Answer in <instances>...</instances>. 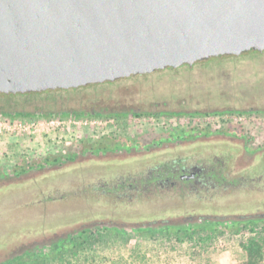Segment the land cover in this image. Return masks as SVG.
I'll use <instances>...</instances> for the list:
<instances>
[{
  "label": "rangeland",
  "instance_id": "obj_1",
  "mask_svg": "<svg viewBox=\"0 0 264 264\" xmlns=\"http://www.w3.org/2000/svg\"><path fill=\"white\" fill-rule=\"evenodd\" d=\"M100 98L133 99L146 103L153 100L185 102L188 107L211 111L228 105L226 101L238 107H242L241 103L252 101L262 103L264 53L205 59L193 66L184 65L173 70L133 75L115 82L56 92L0 94V104L34 111L83 105ZM248 120L249 123H246ZM242 121V130L253 137L255 144L264 142V114L139 117L89 115L79 118L2 115L0 172H14L20 170L21 165H36L44 158L56 157L66 148L84 142L106 143L172 128L184 130L194 127L198 131H223L225 127H233ZM223 145L220 141L210 143V147L215 148L210 155L225 157L223 152L229 150V147ZM179 150L184 154L187 148ZM79 160L0 187V253L96 218L123 220L150 218L157 214L165 217L166 214L196 207L193 201L179 194L149 198L144 195L125 196L124 190L112 189L123 173H118L119 167L114 166L123 165L122 162ZM255 164L258 165L255 172H263L264 158L257 159ZM236 172V164H233L231 173ZM240 197L234 190L231 196H219L208 207L211 210H235L251 208L261 202L256 195H252L254 201L243 205L237 202ZM220 227L212 232L194 233L189 238L168 231L118 233L101 228L93 230V234L82 236L80 240L84 241V247L68 250L67 253L70 258L88 260L94 257L95 250L102 247L99 254H110L114 259H121L124 264H240L245 259L240 247L241 240L252 236L264 240V222ZM35 264L45 263L39 259ZM46 264L59 263L49 261Z\"/></svg>",
  "mask_w": 264,
  "mask_h": 264
},
{
  "label": "water",
  "instance_id": "obj_2",
  "mask_svg": "<svg viewBox=\"0 0 264 264\" xmlns=\"http://www.w3.org/2000/svg\"><path fill=\"white\" fill-rule=\"evenodd\" d=\"M250 49H264V0H0V93L77 88ZM49 169L0 172V187ZM248 222H264V211L96 218L16 245L0 253V264L101 228L174 232Z\"/></svg>",
  "mask_w": 264,
  "mask_h": 264
},
{
  "label": "flooded vegetation",
  "instance_id": "obj_3",
  "mask_svg": "<svg viewBox=\"0 0 264 264\" xmlns=\"http://www.w3.org/2000/svg\"><path fill=\"white\" fill-rule=\"evenodd\" d=\"M264 49H250L240 54H224L222 56H210L195 61L193 64H182L178 67H164L162 69L152 70L147 73H137L133 75H147L153 72L163 71L165 69H176L184 65L193 66L198 61L211 58L223 57H240L256 54H263ZM130 75V76H133ZM130 76L122 77L127 78ZM93 83L88 85L102 84L106 82ZM79 86L77 88H80ZM73 89V88H72ZM33 92V91H32ZM35 92V91H34ZM28 92L20 93L26 94ZM0 94H19V93H0ZM228 105H222L221 108H215L213 111L209 109L201 110L196 107H188L185 102L174 101H148L137 102L133 99H103L91 100L83 105L65 106L61 109H35L33 110H19L13 105L5 106L0 104V116H52L56 115H71L79 117L87 116H178V115H213V114H231L241 116H252L264 114V102H247L241 103L242 107L235 104L229 105L231 102L226 101ZM238 123L233 127H228L223 130H209L203 129L201 131L197 128L190 129H169V130H155L150 133H143L137 136H132L130 139H114L111 141L99 142L90 141L81 144H75L66 148L56 157L44 158L35 166H49L50 171L52 167L58 168L65 165H71L78 161L85 160H107L115 163L120 161L123 165L114 166L119 167L118 173L120 177L114 184L116 190H124L123 195L132 196L144 195L146 197H154L161 195H177L185 196L196 204L193 209H187L174 214H166L165 217H175L191 214H225V213H247L254 211H264V167L263 172H255L257 164L256 160L264 158V142L255 144L253 137L245 134ZM249 123V120L246 121ZM220 141L224 145L222 147H229L225 157L217 154L210 155L215 148L210 147V143ZM203 146V147H201ZM181 148H187L184 154L180 153ZM258 149L255 155L251 153ZM201 153L200 155H198ZM134 160L133 162H128ZM126 162V164H124ZM236 164L238 172L231 173V166ZM257 165V166H256ZM34 165H21L20 171L31 168ZM57 168V169H58ZM124 168V170H123ZM260 169V168H259ZM139 170V171H138ZM136 172V174H134ZM257 174V175H256ZM107 186V184H104ZM236 190L239 204L250 203L252 195H256L261 199L260 204L251 208L242 207L235 210H211L210 205L217 201L219 196H231V193ZM105 193L107 192L105 188ZM120 194V193H119ZM218 195V196H217ZM121 196V194L119 195ZM132 200V199H131ZM178 211V210H176ZM163 214L153 215L150 218L123 219V220H145L152 218L163 217ZM102 218V217H101ZM256 222L239 223L238 225L229 224L220 225L221 227H232L253 225ZM220 227V228H221ZM208 226L201 228H192L190 230L197 232H209ZM69 229V228H68ZM168 231V230H166ZM164 231V232H166ZM86 232L85 234H93ZM84 234V235H85ZM83 235V236H84ZM78 238L71 237L68 243H76ZM78 243V242H77ZM67 245V243L65 244ZM54 246L48 252L56 249ZM42 251V250H41ZM45 251V250H44ZM43 252V251H42ZM32 253V252H29ZM31 257V256H30ZM14 259L4 264H12Z\"/></svg>",
  "mask_w": 264,
  "mask_h": 264
},
{
  "label": "trees",
  "instance_id": "obj_4",
  "mask_svg": "<svg viewBox=\"0 0 264 264\" xmlns=\"http://www.w3.org/2000/svg\"><path fill=\"white\" fill-rule=\"evenodd\" d=\"M75 89V88H73ZM60 90H66V89H49L44 91H33L28 93H36L39 94L41 92H56ZM26 93V94H28ZM20 94V93H19ZM7 95V94H5ZM168 230V229H167ZM210 232L215 231L216 229H210L208 228ZM166 231V230H164ZM162 231V232H164ZM92 232V231H90ZM148 232H156V231H148ZM169 233H172V231L168 230ZM176 235H182L185 237H191L194 233H197L196 230L192 231L190 229L188 230H177L174 231ZM82 237H79L76 243H68V240L63 242L62 244H56L54 246H57L56 249L52 251V253L46 251L51 250L54 248L52 246L49 249H42L40 252H32L27 253L23 256H20L19 260L14 259V262L12 264H35L37 260L40 259L41 263H48L49 261L57 262L59 264H124L121 259H114L110 254H99L101 250H103L102 247L98 248L94 252V257L89 258L88 260L86 258H70L68 256L67 251L73 250L74 248H82L84 247V241H81ZM78 242V243H77ZM67 243V245H65ZM240 247L242 251L245 254V259L240 264H264V240L261 237H248L246 239L241 240ZM45 250V251H44ZM31 256V257H30ZM38 258V259H37Z\"/></svg>",
  "mask_w": 264,
  "mask_h": 264
}]
</instances>
